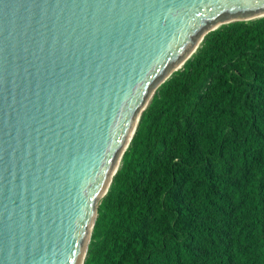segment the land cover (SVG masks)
Segmentation results:
<instances>
[{"label": "water", "instance_id": "obj_1", "mask_svg": "<svg viewBox=\"0 0 264 264\" xmlns=\"http://www.w3.org/2000/svg\"><path fill=\"white\" fill-rule=\"evenodd\" d=\"M260 17L264 0H0V264H83L155 83Z\"/></svg>", "mask_w": 264, "mask_h": 264}, {"label": "trees", "instance_id": "obj_2", "mask_svg": "<svg viewBox=\"0 0 264 264\" xmlns=\"http://www.w3.org/2000/svg\"><path fill=\"white\" fill-rule=\"evenodd\" d=\"M186 61L141 112L83 264H264V17Z\"/></svg>", "mask_w": 264, "mask_h": 264}, {"label": "bare ground", "instance_id": "obj_3", "mask_svg": "<svg viewBox=\"0 0 264 264\" xmlns=\"http://www.w3.org/2000/svg\"><path fill=\"white\" fill-rule=\"evenodd\" d=\"M221 25V24H219ZM219 25H217L216 27H218ZM220 27V26H219ZM204 35V32L198 37V39L196 40V43H199L200 42V39L202 38V36ZM189 53H185L183 55V57L178 60L177 62H175L173 65H171L166 71L165 73L162 75V77L155 83V87L168 75L171 74V72L177 70L181 65L182 63L186 60L185 58L188 56ZM188 58V57H187Z\"/></svg>", "mask_w": 264, "mask_h": 264}, {"label": "rangeland", "instance_id": "obj_4", "mask_svg": "<svg viewBox=\"0 0 264 264\" xmlns=\"http://www.w3.org/2000/svg\"><path fill=\"white\" fill-rule=\"evenodd\" d=\"M188 59H189V58H188ZM188 59H187V60H188ZM186 62H187V61H184V62L182 63V65H181L177 70L171 72V74L169 75V77H171V76H172L175 72H177L178 70H181ZM169 77H168V78H169ZM168 78H167V79H168ZM167 79H166V80H167ZM166 80H165V81H166ZM157 90H158V88L154 91V94H155V92H157ZM154 94H153V95H154ZM149 101H150V100H149ZM149 101H148V102H149ZM147 104H148V103H147ZM135 130H136V128H135ZM134 133H135V132H134ZM133 135H134V134H133ZM119 165H120V161H119L118 166H117L118 168H119ZM106 193H107V192H106ZM99 203H100V201H99ZM99 203H98V205H99ZM97 215H98V208H97ZM96 219H97V218H96ZM95 221H96V220H95ZM94 224H95V223H94ZM91 233H92V232H91ZM90 237H91V235H90ZM89 241H90V238H89ZM89 241H88V243H89ZM87 245H88V244H87ZM86 253H87V251H86ZM86 253H85V254H86ZM85 257H86V256H85ZM85 257H84V260H85ZM83 263H84V261H83Z\"/></svg>", "mask_w": 264, "mask_h": 264}, {"label": "clouds", "instance_id": "obj_5", "mask_svg": "<svg viewBox=\"0 0 264 264\" xmlns=\"http://www.w3.org/2000/svg\"><path fill=\"white\" fill-rule=\"evenodd\" d=\"M252 20H253V19H252ZM203 38H204V37H203ZM202 40H203V39H202ZM200 43H201V42H200ZM200 43H199V44H200ZM197 47H198V46H197ZM195 50H196V49H195ZM194 52H195V51H194ZM194 52H193V53H194ZM193 53H192V54H193ZM190 57H191V56H190ZM190 57H189V58H190ZM152 96H153V95H152ZM151 98H152V97H151ZM151 98H150V99H151ZM138 120H139V119H138ZM137 123H138V122H137ZM136 127H137V124H136ZM134 132H135V131H134ZM133 134H134V133H133ZM132 137H133V135H132ZM131 140H132V138H131ZM131 140H130V141H131ZM129 143H130V142H129ZM128 146H129V144H128ZM128 146H127V147H128ZM126 149H127V148H126ZM124 152H125V151H124ZM123 154H124V153H123ZM120 161H121V160H120ZM117 169H118V168H117ZM109 186H110V185H109ZM108 188H109V187H108Z\"/></svg>", "mask_w": 264, "mask_h": 264}]
</instances>
